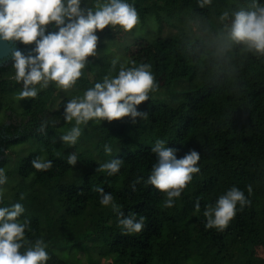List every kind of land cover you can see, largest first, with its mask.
<instances>
[{"label": "trees", "instance_id": "obj_1", "mask_svg": "<svg viewBox=\"0 0 264 264\" xmlns=\"http://www.w3.org/2000/svg\"><path fill=\"white\" fill-rule=\"evenodd\" d=\"M101 2L105 0H83L81 6L95 9ZM128 3L135 7L138 23L128 31L118 25L96 30V55L87 58L82 75L69 88L72 94L55 109L62 88L54 81L35 98L21 99L13 59L0 66V167L7 168L6 175L8 159L19 145L36 146L16 163L27 191L23 199L14 196L11 202L25 208L18 220L29 221L26 240H44L50 256L46 264H69L59 252L83 245L97 255L89 264H99L102 257H109L111 264H264L255 251L256 242L264 244V55L229 36L222 41L233 12L254 9L264 0H211L203 6L199 0ZM184 22H199L212 35H193ZM166 27L174 30L168 37L162 35ZM46 28L57 30L52 24ZM18 42L35 47V42ZM141 63L151 65L156 86L136 106L146 117H136L135 123L129 116L90 120L80 125L74 145L60 140L75 125L64 119L69 100L105 76L117 75L121 65ZM158 139L175 148L177 158L190 150L200 153V171L192 174L171 207L165 206V192L146 183L156 162L151 148ZM105 144L111 146L110 153L104 151ZM70 154L78 156L75 165L68 163ZM37 157L52 160V167L33 168L31 161ZM113 158L123 160L116 174L97 170ZM137 177L143 179L136 183ZM233 186L250 203L242 208L237 204L223 231L205 228V209ZM98 187L112 194L125 216L144 217L143 230L125 234L118 214L99 203Z\"/></svg>", "mask_w": 264, "mask_h": 264}, {"label": "clouds", "instance_id": "obj_2", "mask_svg": "<svg viewBox=\"0 0 264 264\" xmlns=\"http://www.w3.org/2000/svg\"><path fill=\"white\" fill-rule=\"evenodd\" d=\"M82 2L83 0H0V39L25 44L35 42V47L28 55L19 50L12 53L14 79L23 85L19 92L21 99L35 98L38 94L35 85L39 84L44 88L49 81H54L63 89L70 88L82 75L81 69L89 62L87 58L96 55V30H102L108 25H118L128 31L139 21L135 7L128 0H105L95 9L82 7ZM199 2L203 6L211 3V0ZM223 15L228 16V13ZM49 24L57 30L48 31L46 25ZM228 31L232 41L243 43L249 51L264 55V4H258L251 10L233 12ZM116 63L114 59L113 67ZM155 87L150 64L141 63L134 67L121 65L117 75L105 76L82 96L74 97L64 105V119L69 122L74 120L75 125L60 136V140L74 145L81 135L80 125H86L90 120L111 121L129 116L135 123L136 117H146L147 112L139 111L136 106L148 100L149 92L154 91ZM104 151L110 153L111 146L105 144ZM151 151L155 154L156 162L152 165L146 183L165 192L168 197L164 202L165 206L171 207L174 204L173 198L179 197L192 180V174L200 171V153L190 150L177 158V150L167 147L166 142L159 139ZM77 160L76 154L68 157L71 165H75ZM122 163V159L113 158L100 164L97 170L107 171L112 176L120 170ZM31 165L37 170L46 171L52 167L53 161L37 157L31 161ZM141 179L143 178L137 177L136 183ZM6 182L5 169L0 167V185ZM96 191L100 193L99 203L111 206L118 214V223L125 234L143 230L144 217L137 220L135 213L125 216L110 192H105L102 187H98ZM248 191L251 192V186ZM3 198V190L0 189V202ZM238 203L242 208L250 201L243 191L233 186L216 200L214 206L209 205L205 209V228L223 231L236 215ZM196 207L198 209L199 204ZM24 212L25 208L19 202L0 207V264H46L50 259L43 239H37L34 243L26 240L25 229L29 226V221L25 219L21 223L18 220Z\"/></svg>", "mask_w": 264, "mask_h": 264}, {"label": "rangeland", "instance_id": "obj_3", "mask_svg": "<svg viewBox=\"0 0 264 264\" xmlns=\"http://www.w3.org/2000/svg\"><path fill=\"white\" fill-rule=\"evenodd\" d=\"M104 2H101V4ZM186 27L188 25L191 27L193 35L196 36H201L204 39H208L212 35V33H209L208 31L204 30V25H202L199 22H184L183 23ZM174 32L172 28L166 27L162 33L164 37H168ZM229 36V31L225 32V35L222 37V41L226 42L225 39ZM113 50V49H112ZM115 50V49H114ZM95 68L98 70L99 66L95 65ZM159 84L161 88H164L165 82L163 81V77L160 78ZM23 85L22 82H20L19 89L20 91L22 90ZM45 88V87H44ZM43 88H40L38 90H41ZM72 92V89H61L57 93V98L55 102L53 103L52 109H55L57 106V103L64 97L70 96ZM36 149L35 144L31 142H27L25 144L19 145L15 150V153H12L9 157V174H7V182L4 185H1V188L3 190V204H0V207H8L11 206V202L14 201V196H17L16 198L19 200L21 199V195L23 197L26 194V189H24V185L26 184V180L22 181L20 176L17 174V169H16V163L22 158L25 157L26 155H30L34 150ZM5 171L7 172V168H4ZM22 187V189L19 191V188ZM18 188V193H15ZM97 233L100 236H103L101 228L97 229ZM255 251H256V256L264 262V244L260 242H256L255 245ZM59 255L63 258V260L69 264H89L92 262H95V259L97 257L96 252L93 250H90L87 248V246L83 245L80 247H75L73 249H65L64 251L59 252ZM111 259L109 257H102L99 261V264H111Z\"/></svg>", "mask_w": 264, "mask_h": 264}, {"label": "water", "instance_id": "obj_4", "mask_svg": "<svg viewBox=\"0 0 264 264\" xmlns=\"http://www.w3.org/2000/svg\"><path fill=\"white\" fill-rule=\"evenodd\" d=\"M15 50L21 51L22 54H29V47H22L16 40H2L0 39V66L6 65L12 59V53ZM34 54V53H33Z\"/></svg>", "mask_w": 264, "mask_h": 264}]
</instances>
